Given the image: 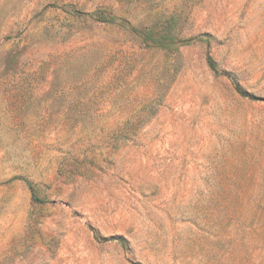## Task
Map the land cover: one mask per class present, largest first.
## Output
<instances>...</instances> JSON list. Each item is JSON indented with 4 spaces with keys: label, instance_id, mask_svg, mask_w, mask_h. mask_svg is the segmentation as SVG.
<instances>
[{
    "label": "rangeland",
    "instance_id": "rangeland-1",
    "mask_svg": "<svg viewBox=\"0 0 264 264\" xmlns=\"http://www.w3.org/2000/svg\"><path fill=\"white\" fill-rule=\"evenodd\" d=\"M0 264H264V0H0Z\"/></svg>",
    "mask_w": 264,
    "mask_h": 264
},
{
    "label": "trees",
    "instance_id": "trees-1",
    "mask_svg": "<svg viewBox=\"0 0 264 264\" xmlns=\"http://www.w3.org/2000/svg\"><path fill=\"white\" fill-rule=\"evenodd\" d=\"M95 20L100 23H108L112 24L116 20L113 16H107L103 14V12H100L97 16H95ZM142 35V41L144 45L148 48H159V49H170L172 46L175 47V50L181 46L188 43L187 41H181V39L177 38L174 34L171 33V24L168 22L166 27L163 29H145L141 31ZM207 64L210 67L211 70L216 71V66L212 59L210 57L207 58ZM152 114L147 116L150 118ZM124 133V132H123ZM124 135L119 134V137L123 136L126 138L128 130H125ZM28 187L32 192V198L34 201H40L39 198L36 195V192L34 190V186L30 183H28Z\"/></svg>",
    "mask_w": 264,
    "mask_h": 264
}]
</instances>
